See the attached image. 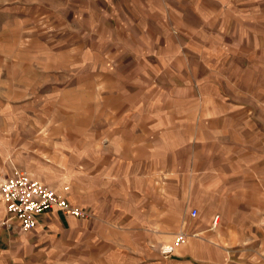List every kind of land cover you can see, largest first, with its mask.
Instances as JSON below:
<instances>
[{"label": "crops", "instance_id": "0c3cea01", "mask_svg": "<svg viewBox=\"0 0 264 264\" xmlns=\"http://www.w3.org/2000/svg\"><path fill=\"white\" fill-rule=\"evenodd\" d=\"M19 170L85 215L0 198V264H264V0L0 1Z\"/></svg>", "mask_w": 264, "mask_h": 264}, {"label": "built area", "instance_id": "2783aa9c", "mask_svg": "<svg viewBox=\"0 0 264 264\" xmlns=\"http://www.w3.org/2000/svg\"><path fill=\"white\" fill-rule=\"evenodd\" d=\"M0 198L4 201L9 216L7 221L17 220L21 230L33 228L36 216L52 207H58L76 217L85 215L81 209L72 207L66 198L60 196L54 189L31 178L28 172L22 170L0 183ZM192 214L195 215L196 211H193ZM217 219L218 216H215L212 223L216 225ZM183 240L182 234L177 235L172 243L160 247V253L163 256L171 255L176 245L182 243Z\"/></svg>", "mask_w": 264, "mask_h": 264}, {"label": "rangeland", "instance_id": "374dc122", "mask_svg": "<svg viewBox=\"0 0 264 264\" xmlns=\"http://www.w3.org/2000/svg\"><path fill=\"white\" fill-rule=\"evenodd\" d=\"M0 1H3V0H0Z\"/></svg>", "mask_w": 264, "mask_h": 264}]
</instances>
